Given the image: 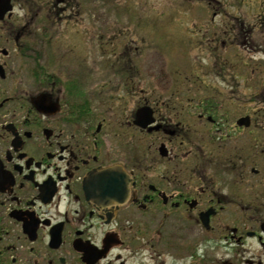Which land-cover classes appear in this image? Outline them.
Instances as JSON below:
<instances>
[{"label":"flooded vegetation","instance_id":"obj_1","mask_svg":"<svg viewBox=\"0 0 264 264\" xmlns=\"http://www.w3.org/2000/svg\"><path fill=\"white\" fill-rule=\"evenodd\" d=\"M91 1L0 0V264H83L76 243L106 248L95 264H110L125 230L140 225L148 226L151 254L187 253L203 264L202 242L232 251L253 239L264 257V52L253 59L230 50L236 26H229L214 36L215 61L171 82L170 98L152 90L140 99L135 61L117 62L125 78L95 83L91 61H56L58 44L77 45L76 33L90 43ZM204 75L221 83L197 94L206 91L194 87ZM141 107L145 127L134 123ZM115 165L126 179L95 176ZM51 236L58 247L48 245ZM20 240L44 248L30 245L22 260ZM114 259L124 263L118 252Z\"/></svg>","mask_w":264,"mask_h":264},{"label":"rangeland","instance_id":"obj_2","mask_svg":"<svg viewBox=\"0 0 264 264\" xmlns=\"http://www.w3.org/2000/svg\"><path fill=\"white\" fill-rule=\"evenodd\" d=\"M229 13L237 17L232 19L227 16ZM88 16L85 23L83 20L90 40L88 46L83 43L82 33H76L77 45L69 48L62 43L58 44L60 54L56 61H91L94 75L92 83L102 77L110 82L125 78V74L119 71L117 62L135 61L140 69L139 89L137 87L140 99H146L152 90L158 98H170L175 87L170 86L171 82L174 85L176 79L183 80L191 73L192 66L199 61L203 64L215 61L217 50L214 46V36L217 33L222 34L229 26H236V40L232 47L225 46V50L227 47L230 50L236 49L235 52L238 50L244 58L253 59L259 58L261 51L264 52V0H97L91 1ZM79 30H82V26ZM221 49L220 51H223V48ZM28 53L34 55L36 51ZM22 63L25 69H29ZM20 67L23 68L21 61ZM211 68L208 64L202 66L203 71ZM202 72L199 70L196 78H202ZM204 76L205 82L200 83L201 85H195L194 81L196 89L198 86L206 89L195 91L197 94L213 92L221 83L219 78L216 80ZM132 77L136 79V76ZM219 98L228 100L224 95ZM134 101L129 98L127 103H124V113L120 117L123 119L121 131L124 138L131 136V128L125 118L129 115ZM252 105L255 107L253 103ZM148 236L147 225L133 227L131 231L125 230V242L111 254L113 261L110 264H120L119 260L114 259L116 252L124 259L123 264H195L187 253L181 256L171 252L151 254ZM14 244L18 247L15 253L22 260L30 257V245L44 248L42 242L33 244L20 240L14 241ZM210 245L211 243L202 242L199 247L198 257L203 264H248L251 259L254 262L260 260L264 264V257L259 258L262 251L253 239L249 240L245 250H227L223 247L226 246L224 243H220L218 249L211 248Z\"/></svg>","mask_w":264,"mask_h":264},{"label":"water","instance_id":"obj_3","mask_svg":"<svg viewBox=\"0 0 264 264\" xmlns=\"http://www.w3.org/2000/svg\"><path fill=\"white\" fill-rule=\"evenodd\" d=\"M148 111L146 107H141L140 109H137L135 112V118H134V123L141 126V127H145L149 120H148ZM117 172V173H116ZM101 175H117L118 178L124 177L126 179V174L123 171V169L118 166H109L107 168H104L99 174H95L96 177H99ZM90 177H94V173L90 174ZM127 190H124L123 192L126 193ZM97 192H100L97 190ZM95 191H91L90 189L86 192V197L88 200H91L93 202H95ZM97 201H99L97 199ZM100 203V202H99ZM96 204V203H95ZM98 205V203H97ZM205 226H208L207 224V220H205L204 222ZM108 241L110 242V239H108ZM117 241H115L116 244ZM49 246L51 247H57L59 244V236H51L49 241H48ZM78 244V243H77ZM75 248H77L78 250H80L82 252V256L81 259L82 261L85 262V264H94V262L105 256L107 249H104L103 251H98V252H94L93 250H91L90 248H87L86 246H78L75 244ZM94 253V254H93Z\"/></svg>","mask_w":264,"mask_h":264}]
</instances>
